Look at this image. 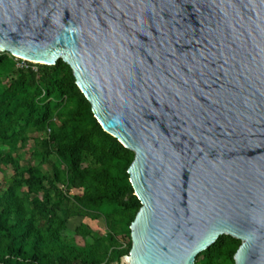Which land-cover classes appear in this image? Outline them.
<instances>
[{"label":"water","instance_id":"obj_1","mask_svg":"<svg viewBox=\"0 0 264 264\" xmlns=\"http://www.w3.org/2000/svg\"><path fill=\"white\" fill-rule=\"evenodd\" d=\"M0 50L64 60L133 151L120 264H194L224 234L264 264V0H0Z\"/></svg>","mask_w":264,"mask_h":264},{"label":"trees","instance_id":"obj_2","mask_svg":"<svg viewBox=\"0 0 264 264\" xmlns=\"http://www.w3.org/2000/svg\"><path fill=\"white\" fill-rule=\"evenodd\" d=\"M26 63L0 53V173L10 171L0 183V264H120L141 207L134 153L104 131L69 64ZM86 216L102 218L104 232ZM70 218H82L72 230L80 240L67 234ZM240 243L220 235L194 264H234Z\"/></svg>","mask_w":264,"mask_h":264},{"label":"rangeland","instance_id":"obj_3","mask_svg":"<svg viewBox=\"0 0 264 264\" xmlns=\"http://www.w3.org/2000/svg\"><path fill=\"white\" fill-rule=\"evenodd\" d=\"M29 157V154L28 153H24L23 154V160H27ZM10 174V171L7 169L6 170V173L5 174H2L0 173V183L3 182V179H4V176L5 175H9ZM74 192V191H73ZM82 219V218H79L77 220H72L71 218L68 220L67 222V225H68V228L69 230H67V234H69V236H73V238H77V240H80L78 237H76L73 233V229L75 228L77 222ZM84 221L88 222L91 227L93 228V230L95 231V233H103L104 230H105V225H104V222H103V219L102 218H89V217H84L83 218ZM74 221V222H73Z\"/></svg>","mask_w":264,"mask_h":264},{"label":"built area","instance_id":"obj_4","mask_svg":"<svg viewBox=\"0 0 264 264\" xmlns=\"http://www.w3.org/2000/svg\"><path fill=\"white\" fill-rule=\"evenodd\" d=\"M3 51L0 50V53H2ZM14 56V55H13ZM15 57V60L17 61V66H20V67H26L27 66V61L26 59H23V58H20V57H17V56H14ZM49 130V129H48ZM71 193L73 194V190H71ZM99 264H104V263H99Z\"/></svg>","mask_w":264,"mask_h":264}]
</instances>
